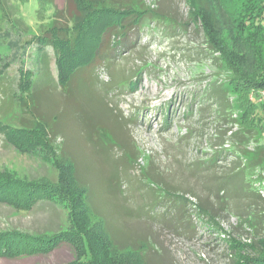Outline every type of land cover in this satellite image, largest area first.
I'll return each instance as SVG.
<instances>
[{"label":"rangeland","instance_id":"374dc122","mask_svg":"<svg viewBox=\"0 0 264 264\" xmlns=\"http://www.w3.org/2000/svg\"><path fill=\"white\" fill-rule=\"evenodd\" d=\"M51 1L58 10L72 3L68 0ZM123 1L132 6L138 3L141 8H157L167 19L165 22L141 21L137 26L126 22L124 30L105 36L106 44H102L99 51L102 54L95 58L97 65L114 57L113 61L110 59L109 68H96L99 80L110 83L108 89L99 84L97 92L106 96L114 111L105 115L102 106L93 101L95 114L92 116H100L101 121L109 125L117 120L125 130L122 133L124 138L133 141L134 153L131 155L136 159L134 162L126 160V154L132 151L130 148H127V153L118 146H105L106 152L101 154L94 151L93 142L78 133L76 120L69 113L63 137L56 138L66 151L62 153L63 159L66 161L67 156L70 157L67 153L72 155L74 164H71V170L75 168L88 185V205L94 214L104 219L111 235L115 239L120 238L122 243L135 245L120 248L122 243L118 241L119 245L115 247L118 250L125 248L120 250L124 255L119 257L123 264H233L234 258L228 250L229 239L253 243L256 238L264 239V232L256 230L254 225L252 227L244 215L220 210L215 202L212 203L214 212L219 213L215 221L221 225V231L207 229V224L198 219L185 221V213L177 215L181 210L176 206L175 213L160 217L166 205L152 203L147 194L151 185L146 175L167 181L192 202L188 203V207H192L198 199L189 191L197 193L205 201H215L221 195L215 197L216 177L223 178V171L238 158L240 164L245 163V172L248 173L244 177L248 195L241 192V196L248 197V202L255 206L258 203L256 193L264 198V132L244 126L248 115L244 104L251 94L240 86L243 78H238L227 67L220 51L209 42L199 19H189L196 0ZM200 1L203 5L207 3L206 0ZM35 2L37 7L32 15L36 20L39 4L37 0ZM12 3L6 14H0V98L4 96V103L17 89L16 79L21 68L37 78L41 51L48 54L52 77L56 79L57 76L52 47L44 45L39 48V42L32 36L34 32L40 34L45 26L33 31L14 1ZM69 10H76L73 3ZM110 40L114 42L112 50L109 48ZM241 64L247 63L243 60ZM111 75L115 80H121L122 86L116 81L112 84ZM134 75V82L129 86L126 80ZM47 82H43L44 85ZM211 82H215L220 90L221 87L228 88L222 96L223 106L218 100H208L203 95ZM53 92L54 99L62 100L60 89ZM85 95L88 97L89 92L86 91ZM257 98L258 101L264 98L263 90ZM1 103L0 171L8 172L7 177L11 180L29 178L57 183L59 168L52 163L56 157L54 153L59 154L56 148L55 152L48 149L44 152V147H41L38 155L18 150L5 138L4 125L17 127L19 117L29 115H24L17 106H13L15 109L11 114H5ZM106 135L101 143L109 146V135ZM96 147L97 150L101 148L99 145ZM212 159L209 165L199 163ZM210 167L215 171L209 170ZM210 171L217 176L205 178L204 175ZM62 173L66 190H75L72 174L64 168ZM114 176L117 177L115 184L112 182ZM56 195L60 198L59 193ZM64 195L61 198L68 200L65 192ZM58 198L38 201L27 211H19L16 206L0 202V232L14 230L21 234L44 233V236L65 228L69 224L71 208L69 200L61 202L62 199ZM87 210L92 222H100L88 207ZM253 210L252 207L250 212ZM107 238L111 241L109 235ZM74 257L72 242L61 240L49 252L0 258V264H64Z\"/></svg>","mask_w":264,"mask_h":264},{"label":"trees","instance_id":"16d2710c","mask_svg":"<svg viewBox=\"0 0 264 264\" xmlns=\"http://www.w3.org/2000/svg\"><path fill=\"white\" fill-rule=\"evenodd\" d=\"M12 1L14 0H0V14H6L9 4H13ZM21 1L25 2V0ZM37 1L39 6L36 10L38 12L36 21L43 22L38 27L45 26V28L40 34L34 32L32 36L37 43L39 42V48L44 45L52 47L57 68L56 79L50 72L48 54L41 51L39 53L40 72L37 78H33L31 73L21 68L16 79L17 89L15 92L12 91L11 97L6 98V103L2 95L0 101L5 114H11L17 106L24 115H29V117L21 115L17 127L4 125L5 138L21 152L38 155L42 151L41 147H44V152L46 149L52 152L56 148L59 154L54 153L56 157L52 163L59 168L60 178L57 183L29 178L11 180L7 177L8 172L0 171V202L16 206L19 211H27L32 209L38 201L49 200L52 197L58 198L56 195L58 193L60 200L61 197H65V192L69 201L62 199L61 202H69L68 205L71 208L68 215L69 224L63 229L60 228L44 236L42 235L44 233L21 234L14 230L0 232V258L49 252L61 240H70L74 246L75 257L64 264H123L119 257L124 255L120 250L125 248L118 250L115 247L119 245L120 238L116 240L104 219L92 212L88 205L87 182L76 173L75 168L71 170L70 166L74 164L72 155L67 153L72 159L68 156L66 161L63 159L62 153L66 151L62 145L59 146L56 138L63 137L66 115L69 113L76 120L78 133H82L86 140L93 142L94 151L101 154L109 147L118 146L127 153V148H130L132 151L127 153L129 156L125 153L126 160L135 161L136 157L133 158L131 155L134 153L133 141L131 138H124L122 133H125V130H122L120 123L114 120V123L109 125L103 123L99 115H97L99 118L92 116L95 114L92 108L93 101L102 106V112L105 115L114 111L105 99L106 96L99 95L97 92L100 90L99 84L108 89L110 83L100 81L96 69L99 66L109 68L114 57H110L111 62L110 59H106V62L97 65L95 58L98 54H102L99 51L101 45L106 44L105 36L108 33L115 35L124 30L126 22H133L135 26L141 21L165 22L166 15L157 8H141L138 3L132 6L123 0H68L74 4L75 11L69 10V5L72 3L58 10L51 0ZM206 1L204 5L200 0L194 1L189 12V19L192 17L199 19L198 23L203 26L206 37L214 49L220 51L223 62L236 73L238 78H243L244 81L240 86L251 94L250 99H246L244 104L248 114L245 116L244 126L247 129L257 128L264 132V98L257 100L258 93L260 94L261 90L264 92V0ZM113 43V40H110V50L114 49ZM243 60L247 64H241ZM134 77L135 75L130 76L129 80H126V82L129 81V86L134 82L132 81ZM115 81L122 86L123 82L115 80L111 75L110 82L114 84ZM43 82H47V85ZM221 88L220 90L215 82L214 84L211 82L203 95L207 96L208 100H218L219 105L223 106L222 96L226 94L228 88ZM54 89H60L59 96L62 100L54 99ZM17 91L18 95H16ZM86 91L89 92L88 97L85 95ZM47 94L50 96L48 97ZM107 133L109 146L101 143ZM96 145L101 148L97 150ZM241 152L244 153L242 150ZM212 162L213 159L199 163L209 165L208 163ZM63 163L70 165L63 167ZM214 167H210L209 170L215 171ZM63 168L75 179V190H66ZM245 170V163L240 164L237 158L223 171L225 175L223 178L216 177L215 183L218 185L215 197L221 195L215 201H205L197 193L189 191L198 199L192 207H188V203L192 202L184 194L175 191L167 181H160L149 175H146V178L149 179L151 186L147 194L152 199V203L166 205L160 217L169 212L175 213L176 206L181 210L176 214L183 216L185 213V221H190L191 218L198 219L207 224V229L221 231V225L215 221L219 214L214 212L212 203L215 202L220 210L235 212L238 216L244 215L251 226L254 225L256 230L264 232V198L259 192L256 193L258 203L254 206L248 202V197L241 196L242 193L248 195L247 181H244L248 173ZM210 174L204 175L205 178L217 176L212 171ZM115 180L117 177L114 176L113 184L116 183ZM252 198L255 200L254 196ZM241 200L243 202L239 203ZM87 207L100 222L91 221ZM252 207L254 210L250 212ZM108 235L111 241L107 238ZM120 242L122 243L121 240ZM229 242L228 250L234 258L233 264H264L263 237L254 239L253 243L241 242L237 239H229ZM126 244L122 243L119 247L135 246Z\"/></svg>","mask_w":264,"mask_h":264},{"label":"clouds","instance_id":"9594fccd","mask_svg":"<svg viewBox=\"0 0 264 264\" xmlns=\"http://www.w3.org/2000/svg\"><path fill=\"white\" fill-rule=\"evenodd\" d=\"M14 4L19 9L20 15L28 20L29 27H31L33 31L36 30L40 23H43L37 22L34 16L32 15L33 10L37 7L35 0H27V2H21V0H14ZM47 23L49 24L50 20L47 21Z\"/></svg>","mask_w":264,"mask_h":264}]
</instances>
